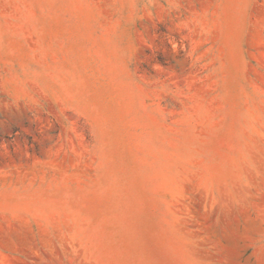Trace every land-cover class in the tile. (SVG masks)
Here are the masks:
<instances>
[{"label": "rangeland", "instance_id": "rangeland-1", "mask_svg": "<svg viewBox=\"0 0 264 264\" xmlns=\"http://www.w3.org/2000/svg\"><path fill=\"white\" fill-rule=\"evenodd\" d=\"M0 264H264V0H0Z\"/></svg>", "mask_w": 264, "mask_h": 264}]
</instances>
